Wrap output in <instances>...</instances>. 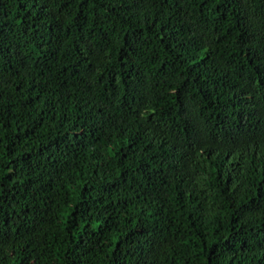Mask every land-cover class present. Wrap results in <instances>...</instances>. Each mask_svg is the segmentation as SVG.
<instances>
[{
  "label": "trees",
  "instance_id": "trees-1",
  "mask_svg": "<svg viewBox=\"0 0 264 264\" xmlns=\"http://www.w3.org/2000/svg\"><path fill=\"white\" fill-rule=\"evenodd\" d=\"M0 264H264V0H0Z\"/></svg>",
  "mask_w": 264,
  "mask_h": 264
}]
</instances>
